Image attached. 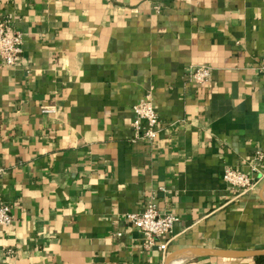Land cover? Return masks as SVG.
<instances>
[{
	"label": "crops",
	"instance_id": "crops-1",
	"mask_svg": "<svg viewBox=\"0 0 264 264\" xmlns=\"http://www.w3.org/2000/svg\"><path fill=\"white\" fill-rule=\"evenodd\" d=\"M2 18L22 52L0 59V264H257L194 252L264 249V177L222 179L264 151V0H0ZM147 92L161 128L133 140ZM149 199L177 221L147 248L126 215Z\"/></svg>",
	"mask_w": 264,
	"mask_h": 264
},
{
	"label": "built area",
	"instance_id": "built-area-1",
	"mask_svg": "<svg viewBox=\"0 0 264 264\" xmlns=\"http://www.w3.org/2000/svg\"><path fill=\"white\" fill-rule=\"evenodd\" d=\"M21 52V31L12 25L10 19H0V59L7 66H15L19 61ZM211 70L210 65L196 64L188 69V76L191 81L203 84L208 81ZM258 70L264 73V64ZM132 110L134 113V119L131 123L133 140L154 139L160 131L161 122L150 92H147L142 99L134 103ZM263 160L264 151L255 150L248 164V172L229 166L225 167L222 179L229 186V190L235 195L254 192L264 175L261 174L256 180L252 173H261L260 166ZM160 189L163 190V188ZM126 218L129 224L137 227L144 234V246L147 248L154 245L156 238L170 234L174 223L177 221L174 214L161 212L152 199L148 200L141 212H130ZM10 222L9 205L0 203V225L7 226Z\"/></svg>",
	"mask_w": 264,
	"mask_h": 264
},
{
	"label": "water",
	"instance_id": "water-1",
	"mask_svg": "<svg viewBox=\"0 0 264 264\" xmlns=\"http://www.w3.org/2000/svg\"><path fill=\"white\" fill-rule=\"evenodd\" d=\"M194 254L197 255H215L218 257H243V256H248V257H254L258 255H264V249L263 250H256V251H235V250H227V251H221V252H216V253H200V252H194Z\"/></svg>",
	"mask_w": 264,
	"mask_h": 264
},
{
	"label": "trees",
	"instance_id": "trees-1",
	"mask_svg": "<svg viewBox=\"0 0 264 264\" xmlns=\"http://www.w3.org/2000/svg\"><path fill=\"white\" fill-rule=\"evenodd\" d=\"M257 264H264V255H258L254 257Z\"/></svg>",
	"mask_w": 264,
	"mask_h": 264
}]
</instances>
